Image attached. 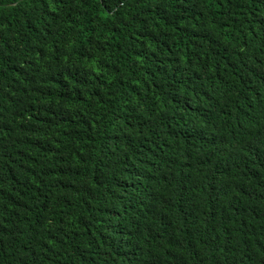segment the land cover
<instances>
[{"label": "trees", "instance_id": "1", "mask_svg": "<svg viewBox=\"0 0 264 264\" xmlns=\"http://www.w3.org/2000/svg\"><path fill=\"white\" fill-rule=\"evenodd\" d=\"M0 264H264V0H0Z\"/></svg>", "mask_w": 264, "mask_h": 264}]
</instances>
